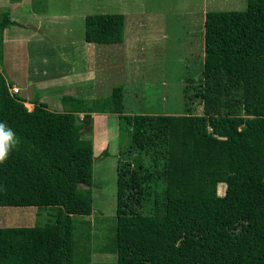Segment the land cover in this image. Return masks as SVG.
<instances>
[{
	"label": "trees",
	"instance_id": "trees-1",
	"mask_svg": "<svg viewBox=\"0 0 264 264\" xmlns=\"http://www.w3.org/2000/svg\"><path fill=\"white\" fill-rule=\"evenodd\" d=\"M18 24L0 13V122L18 141L0 163V206L57 210L42 226L0 227V264H90V223L75 217L93 210L82 137L93 116L51 111L37 94L29 110L9 90L3 30ZM125 24L123 13L87 14L84 40L121 43ZM203 29L201 113L117 116L131 136L117 153L116 264H264V0L209 10Z\"/></svg>",
	"mask_w": 264,
	"mask_h": 264
},
{
	"label": "rangeland",
	"instance_id": "rangeland-1",
	"mask_svg": "<svg viewBox=\"0 0 264 264\" xmlns=\"http://www.w3.org/2000/svg\"><path fill=\"white\" fill-rule=\"evenodd\" d=\"M12 2L18 7L19 0ZM73 4L79 11L81 6H86L84 9L89 14L123 13L126 17L127 52H121L119 58L122 64L119 70L125 73L116 76L115 81L111 75L105 87L98 82L107 73L102 72V61H99L105 51L103 47L95 46L94 49L96 62L99 61L94 72L98 87H104L107 94L109 85H127L123 113L185 115L199 114L202 110V100L197 90L203 80L205 13L209 10H242L246 0H38L29 7L35 11L38 9L57 14L72 9ZM3 10L4 7H0V13ZM50 24H44L47 27L45 38L49 44L53 37ZM18 25L22 26V23ZM55 30L57 34L59 31L57 28ZM123 44L124 41L111 45L119 48ZM46 48L53 49L49 46ZM112 59L118 60L117 57ZM91 71L90 68L88 80H92ZM15 87L19 93V86ZM25 106L29 110L33 107L28 103ZM117 116L94 112L93 129L82 135L93 144V179L90 187L93 210L90 215L76 216L75 220L90 223V237L85 244L90 264H116V253L112 251L111 243L115 225L117 153L119 146L128 144L131 136L128 130L119 136L120 120ZM106 151L108 154H105ZM224 187V184L218 185L219 194H223ZM86 188L85 185L79 186V190ZM56 210L55 205H3L0 206V227L42 226L53 219ZM78 251L81 252V247Z\"/></svg>",
	"mask_w": 264,
	"mask_h": 264
},
{
	"label": "crops",
	"instance_id": "crops-1",
	"mask_svg": "<svg viewBox=\"0 0 264 264\" xmlns=\"http://www.w3.org/2000/svg\"><path fill=\"white\" fill-rule=\"evenodd\" d=\"M33 1L38 0H19L16 7L12 0H0L3 11H8L12 20L22 23V26L12 25L3 30L1 68L11 86H19L18 94L25 100V104L33 106L32 101L37 94L39 101L55 112H73L80 117L87 112L92 113V116L94 112L96 114L101 111L116 115L123 113L127 85H109L107 94L104 87L111 75L115 81L116 76L125 73L119 70L122 68L119 58L121 52H127L126 37L123 47L119 48L111 44L87 42L84 40V21L89 14L84 9L86 6H81L79 11L73 4L72 9L50 14L38 9L32 10L33 7L29 6ZM48 23H51L49 29L53 35L50 44L45 38L47 27L44 24ZM55 28L59 31L57 34ZM48 46L53 49L49 50L46 48ZM95 46L103 47L105 51L99 61H102V72L107 73L98 80L103 86L106 82L104 87H98L94 74L96 63L99 62H96L94 55ZM90 68L92 80L87 79ZM94 101L99 102L96 109L92 110L89 106Z\"/></svg>",
	"mask_w": 264,
	"mask_h": 264
},
{
	"label": "clouds",
	"instance_id": "clouds-1",
	"mask_svg": "<svg viewBox=\"0 0 264 264\" xmlns=\"http://www.w3.org/2000/svg\"><path fill=\"white\" fill-rule=\"evenodd\" d=\"M17 143L15 132L5 123L0 122V163L8 159Z\"/></svg>",
	"mask_w": 264,
	"mask_h": 264
},
{
	"label": "built area",
	"instance_id": "built-area-1",
	"mask_svg": "<svg viewBox=\"0 0 264 264\" xmlns=\"http://www.w3.org/2000/svg\"><path fill=\"white\" fill-rule=\"evenodd\" d=\"M9 90L12 92V93H18V89L15 87V86H12L11 88H9Z\"/></svg>",
	"mask_w": 264,
	"mask_h": 264
}]
</instances>
